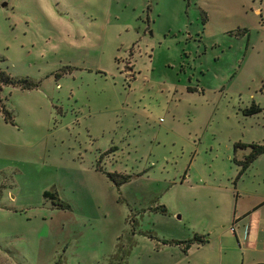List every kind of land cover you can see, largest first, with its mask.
<instances>
[{
  "label": "rangeland",
  "instance_id": "rangeland-1",
  "mask_svg": "<svg viewBox=\"0 0 264 264\" xmlns=\"http://www.w3.org/2000/svg\"><path fill=\"white\" fill-rule=\"evenodd\" d=\"M0 56V264H264V0H0Z\"/></svg>",
  "mask_w": 264,
  "mask_h": 264
},
{
  "label": "trees",
  "instance_id": "trees-1",
  "mask_svg": "<svg viewBox=\"0 0 264 264\" xmlns=\"http://www.w3.org/2000/svg\"><path fill=\"white\" fill-rule=\"evenodd\" d=\"M4 58L0 56V61ZM5 84H10L12 86H18L19 88L23 89H32L36 88L39 85V81L32 79L30 77L24 76V77H16L9 74L4 68L0 67V92L2 89V86ZM262 110V107L256 104L254 101L251 102L249 106H246L243 108V112L246 115H252L254 113L260 112ZM0 113H2L5 120L13 121L12 119V112L11 110L6 106V104L3 102L2 97L0 95ZM244 149L243 156H240L237 154V149ZM264 153V143L260 142H234L233 143V155L231 156V160L237 165V173L235 178H238L241 174H243L246 169L250 166V164L257 158L260 154ZM108 176L110 179H112L116 184H119L123 181H125L128 178L127 174H118V173H108ZM117 177H120L121 179L118 180ZM52 192L45 190L43 192L44 196L50 195ZM59 206L61 208H66L68 205L65 202H60ZM158 209L160 211H165L164 205H159ZM166 241V240H164ZM177 242H183L184 245L182 248L186 250L189 245L193 242L196 243H204L207 241L205 234H198L194 233L193 237L186 239V240H170Z\"/></svg>",
  "mask_w": 264,
  "mask_h": 264
},
{
  "label": "crops",
  "instance_id": "crops-1",
  "mask_svg": "<svg viewBox=\"0 0 264 264\" xmlns=\"http://www.w3.org/2000/svg\"><path fill=\"white\" fill-rule=\"evenodd\" d=\"M237 142H241V141H237ZM262 202H264L263 200L262 201H258V203H257V205L255 206V207H257V206H259L260 204H262ZM254 207V208H255ZM248 213V211H246L243 215H245V214H247Z\"/></svg>",
  "mask_w": 264,
  "mask_h": 264
}]
</instances>
